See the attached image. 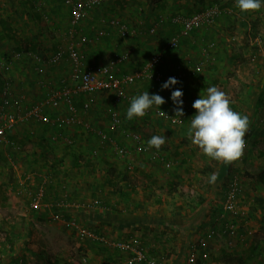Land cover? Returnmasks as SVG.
Wrapping results in <instances>:
<instances>
[{
  "label": "crops",
  "instance_id": "1",
  "mask_svg": "<svg viewBox=\"0 0 264 264\" xmlns=\"http://www.w3.org/2000/svg\"><path fill=\"white\" fill-rule=\"evenodd\" d=\"M167 1L164 0V4ZM178 2L186 5V0H176V3ZM178 6L180 5L178 4ZM93 12L94 10L90 13L89 18L95 14ZM175 13L178 11H160L154 15L146 14L139 21L142 29L137 31L129 25L130 22L126 19L114 15L123 23L127 22L130 30L128 36L121 37L117 27H108L110 34L102 40L104 43L78 44L77 48L84 53L90 63L95 65L107 63L113 52L130 51L128 60L116 69L117 73L120 74L139 71L150 55L157 51L162 52L163 59L160 67L165 74L175 72V66L178 63H184L191 68L200 58L199 49L201 45L207 41L202 40L203 42L198 46L201 37L206 35V30L195 31L182 38L174 49L166 48L164 40L169 39L178 31L177 25L169 21V17ZM160 14L165 16V20L163 23H156V16ZM47 17L51 20L45 23L42 19H47ZM242 17L243 15L239 18ZM251 17L258 18V22L264 28V7L258 11L257 15L252 14ZM67 19L70 20V11L61 0H48L46 9L44 6L36 7V0H3L0 2V60L5 59L7 61L5 67L0 70V91L4 81L9 80L12 94L17 99L15 104L6 109L22 113L45 98L50 91L60 85L61 80L68 83L75 81L71 76L70 65L67 66L65 62L56 66L45 65L42 71L38 72L36 70L37 63L26 55L20 59L11 58L18 50H25L46 58L58 47L53 43L55 39L53 35H57L59 26L61 28H63L62 24L65 26ZM222 19H218V25ZM2 22L8 26V32L2 28L1 25H4ZM150 27H154L155 31L150 32ZM220 29L218 28V33L215 34H220L218 37L221 36ZM94 31L88 32V34L92 35ZM65 32L67 34L64 36L65 40L70 39L69 32ZM8 34L17 40L11 39ZM131 35L140 38L128 39ZM47 39H51L53 45H49ZM110 39L111 41L108 43L107 40ZM148 49H151L150 52ZM6 53L7 57L5 58ZM250 53L257 59V65H253L254 67L251 68L256 67L257 72L261 73L258 81H254L249 76L238 74L236 82L245 89L237 90L235 93L224 91L233 102L231 105L233 110L247 115L250 121L245 136L246 153L243 152L238 160L230 163L228 173H222L223 167L220 168L222 162L204 155L196 145L192 144L191 140L185 137H178L175 141L170 142V145L175 144L172 147L174 151L167 152L174 155H169L163 149L159 150L167 160L175 161L172 167L167 168L162 162L151 161L149 155L139 154L134 159L135 166L132 170L135 169L128 172L125 168L126 160L113 154L110 144L101 142L95 135L80 128L81 126L68 131L78 145L75 155L77 167H72V158L64 156V150H61V148H65L63 142H54L48 137L52 134L51 126L47 123L31 121L33 128L28 127L29 125L25 123L9 132L12 137L21 140L24 147L23 151L18 154L19 167L13 169L18 177L15 183H17L18 188H20L21 183L37 185L41 177L34 176L24 182V176L34 170V172H39L42 175L50 176L51 174L54 178L53 182H48L45 187V199L48 201L58 198L60 189L57 186L60 181L71 186L67 192L71 199L84 202L96 197L101 198V206L77 210L68 209L67 211L75 210L70 215L109 238L138 237L144 249L151 256L162 258L165 264H196V261L189 256L187 249L200 236H205V244L197 250L206 251L213 264H238V261L242 262L243 260L244 262L239 264H264V253H262L264 242L262 238H259V229L264 224L262 219L264 215V72L260 71L264 69V42L263 48L253 49ZM218 55H213L212 58L211 54L210 59L199 72L185 68L186 75L176 87L183 91V109L188 114L195 113L192 103L199 98V94L205 95L208 87L216 86L221 90V86L217 84L222 83L225 86L226 83L224 84L221 78L222 72L227 67L225 65L227 61L229 66L232 61V64L241 65L244 62L242 59L245 60L242 55L235 51L228 52L227 57L222 55L221 51L218 52ZM61 64L64 65L60 66ZM233 70L235 71V69ZM245 70L243 69L240 73H246ZM239 71L236 69L237 73ZM225 72H229L227 68ZM138 81L143 84L132 83L127 87L128 93L132 96L145 91H148L150 95L159 94L166 101L160 106V110H173L174 105L169 99L170 91L160 90V85L164 81L154 82L145 79ZM106 95L110 97H104ZM95 96L97 101L93 95L79 97L75 103L77 108L80 109L82 103L87 100L90 107L87 112L83 113L82 117L94 127L103 129L112 127L107 117V109L114 104L113 95L104 93ZM102 98H107V101ZM129 104L119 103L118 106V108L122 107L121 111L119 108L125 125L122 127H127L126 124L132 127L146 124L152 127L155 134H159L163 127H173L168 126L162 120L161 111L155 106L148 110L144 117L126 119L125 114ZM67 112L68 109L63 105L55 110L46 107L43 109V113L48 115L54 113L65 115ZM184 124L189 126V122L183 121L175 127H181ZM131 129L134 130V127ZM108 132L115 134L110 130ZM116 134L119 135V132ZM44 137L47 140H41ZM183 140L184 144L182 143ZM146 142L147 139H145ZM104 143L109 146L106 147ZM94 148L99 151L97 157L90 154V149ZM150 149L152 150V147ZM49 151L50 153L54 151L60 160L63 159V170L60 167L59 169L58 167L45 169L47 168L44 166L47 161L46 152ZM57 151L59 152L57 153ZM34 152L36 160L32 159ZM158 169L162 175L158 173ZM212 173L217 174V180L210 184L209 175ZM232 174H236L241 180L243 192L238 197V206L241 212L232 217L240 225L238 238L229 247L236 248L237 245L239 246L233 253L227 254L222 246L227 247L226 242L228 240H226L225 231L219 227V224L224 222L220 215L224 201L225 184ZM36 215L42 216L41 212H36ZM212 227L219 228V232L215 236L208 235V230ZM6 232L10 234V228ZM24 242H26V238ZM23 245L22 242L13 250L10 246L0 242V264H7L8 260L13 258V255L15 257L16 253L25 264H35L34 261L33 263L31 261L33 258L28 257L31 250H21ZM87 245L92 251L96 250L90 254L91 263H128L127 253L95 242H87ZM33 249L35 250V248Z\"/></svg>",
  "mask_w": 264,
  "mask_h": 264
},
{
  "label": "built area",
  "instance_id": "2",
  "mask_svg": "<svg viewBox=\"0 0 264 264\" xmlns=\"http://www.w3.org/2000/svg\"><path fill=\"white\" fill-rule=\"evenodd\" d=\"M2 1L3 0H0V2ZM61 1L69 8L70 26L76 28L80 26V24L89 17L90 13L98 8L104 0ZM231 12L232 9L230 7L209 4L201 10L189 14L175 13L174 15H171L169 19L173 24L178 26V31L164 42V46L168 49L176 48L182 38L189 36L195 31L213 28L219 18L225 16V14H230ZM156 17L157 22L161 23L165 20L163 14L157 15ZM99 20L100 26L92 35L80 33L77 43L70 42L58 46L46 58L41 57L39 54L26 52L25 50H18L13 54V57H11L12 59H20L25 55L31 60L33 59L37 63L36 70L38 72H41L45 65L56 66L65 62L70 65L71 76L75 81L73 83H68L61 80L60 85L50 91L45 98L39 100L36 104L32 105L22 113H17L6 109L10 105L15 104L17 99L12 94L11 82L5 80L0 91V146L9 148L13 151H19L21 145L9 138V132L18 126L31 121H39L49 124L52 129V134L48 137L51 141H62L64 145L72 146L75 143V138L72 137L68 131L73 128H78L77 126H81L80 128L95 135V137L101 142L111 143L117 153L130 156V163H132V165L136 155L149 154L151 158L170 167L172 162L168 161L164 156L158 153L153 154L150 147L146 145L145 141L137 131L131 130L130 128L121 129L123 120L118 108L119 103H130L133 96L128 93L127 87L138 80L145 79L154 82H163L166 81L168 77H175L181 81L187 72L185 68H188L193 72H199L203 68V65L210 59L214 44L211 41H206L201 45L199 49L200 58L191 68L187 67L184 63H178L175 66V72L165 74L160 67L163 59L162 52L157 51L150 55L139 71L120 74L117 73L116 69L120 64L125 63L128 60L130 51L113 52L107 63L95 65L90 63L86 59L84 53L77 48L78 44L94 43L104 39L110 34L108 27H117L118 34L121 37H125L129 34L130 30L127 24L123 23L116 16L100 18ZM154 31L155 29L151 28L150 32ZM261 41L262 37L261 35H258V48L261 47ZM6 62L5 59L0 60V70L5 67ZM104 93H111L113 95L114 104L107 109V117L110 120L111 126L115 131H120L121 136L128 141L132 149H129L127 146H119L113 135L106 129L94 127L82 117L83 113L87 112L90 107L87 100L82 103L80 109H78L75 104L76 100L81 96L101 95ZM60 105H63L68 109V112L65 115L57 113L48 115L43 113L45 107L55 110L59 108ZM163 112H160V116L168 126L175 127L181 124L179 118L174 117L173 110H164ZM192 115L193 114H188V112L184 110V116L180 117V119L184 121L187 120V122L190 123ZM98 154L99 151L97 149H92V156H97ZM36 175L40 176L42 181L35 187H30L28 184L21 183L19 188V191H21L27 198L31 210H46L48 215H50L51 220H61L66 224H69L70 227L76 230L80 236L127 253V264H137L141 262H144L145 264H165L162 258H156L147 253L142 246L141 240L136 236L127 239H112L105 234L98 233L94 228L88 225L77 223L75 217L67 219L63 217L62 214L55 212L56 209H63L66 211L68 209L77 210L80 208L98 207L101 205V200L99 198H93L92 200L80 202L71 199L66 190L61 189L59 190L60 194L57 199L48 201L45 199V183L48 180V176L32 170L24 176V182ZM242 192L243 187L241 180L236 174H232L225 184L224 201L222 204V213L220 215V218L224 220L222 229L225 231L226 235L232 238L238 237L237 225L232 217L241 212L238 206V197ZM218 232V227H212L208 230V235L215 236ZM228 243L231 245L232 241H228ZM204 244L205 236L196 238V241L187 249L189 256L192 260L196 261V264H213L208 253L197 250Z\"/></svg>",
  "mask_w": 264,
  "mask_h": 264
},
{
  "label": "rangeland",
  "instance_id": "3",
  "mask_svg": "<svg viewBox=\"0 0 264 264\" xmlns=\"http://www.w3.org/2000/svg\"><path fill=\"white\" fill-rule=\"evenodd\" d=\"M47 1L48 0H44V1L36 0V7L44 6V8L46 9ZM178 4L180 6H178ZM209 4H217L220 5L221 7H230L232 9V12L230 14H225V16L221 17L223 18L220 21L221 27L220 24L218 25V23H216V25L213 28L206 30L205 31L206 35H203L201 37L198 46H200V43L205 40L211 41L214 44V48L211 53L212 58L213 55L217 56L219 51H221L222 55H225L226 57L228 56V52L235 51L239 55H242L243 58H245V60L242 59V61L244 62L241 63V65L232 64L233 62L232 61L228 66V61H227L225 65L227 66L226 68L227 71L229 72L228 73L225 72L226 69L225 68L224 71L222 72V78H221V81L224 84L225 83L226 84L225 86L222 83L217 84L221 86V90L223 91H227L231 93H235L237 90L242 91L245 88H243L238 82H236V77L238 76V74L249 76L252 79H254V81L256 82L258 81V78H260L261 76V73L257 72L256 67L251 68L254 67L253 65H257V59L250 52H252L253 49H258L257 36L258 35H261V37L264 36V28L258 22V18L255 19L251 17L252 14L257 15L258 11H248L241 13L240 10L235 6V0H186V5L182 4L181 2L176 3V0H168L166 4H164V0H104V2L94 10L93 13L95 14H92V17L90 18L88 17L87 19H85L84 22L80 24V26L76 28L69 26L70 20L67 19L65 22V26L63 24H62L63 28L59 26V32L57 33V35L55 34L53 35L55 38L53 43L55 46H61L64 45V43H70V42L77 43L78 36L80 33L88 34V32L90 33L91 31L96 30V28L99 26L100 18H106L108 16L117 15L130 22L129 25L132 28H135L136 30H140L142 29L141 28L142 26L140 25L139 21H141L140 19L146 14L154 15L155 13H158L160 11H175V10H177L178 13H183V14L191 13L204 8L206 5ZM168 8L171 9L169 10ZM242 15L243 17L239 18ZM49 17H47V19H42V20L45 23L49 22L51 20L49 19ZM218 28H221L220 29L221 32H219L221 33L220 36L221 38L218 37V35L220 34L215 35L218 33L217 32ZM65 31H68L69 35H71L70 39H68L67 37L68 40H65L66 38H64V36L67 35ZM129 38L134 39L138 37L131 35L128 37V39ZM13 39L17 40L15 37ZM102 40H99L97 42L98 43L103 42ZM110 41L111 39L107 40L108 43ZM51 42H52L51 39H47V43L49 45H53ZM263 42H264V37H262V41L260 43L261 47L263 46ZM88 44H92V43H88ZM11 48L14 47L11 46ZM150 50L151 49H148V52H150ZM147 54L145 55V57L147 56ZM63 65L64 64H61L60 66ZM66 65L68 66V64ZM233 69H235V71ZM236 69L240 70L239 73L236 72ZM243 69H246L244 71L246 73L243 72L240 73ZM247 69L249 70V72ZM260 71L264 72V69H261ZM223 78L225 81L223 80ZM135 83L140 85L143 84L141 83V81ZM93 96L95 98V101H97L96 96L95 95ZM104 97H110V96L106 95ZM102 99L104 101H107V98L106 99L102 98ZM119 108L121 111L122 107ZM185 122H187V120ZM122 125L125 126L123 121H122ZM126 126L127 127H121V129L122 128L131 129L134 127V130L141 135L144 141L145 139L149 140L153 135H165L167 140L166 143L161 147V149L165 150L166 152L174 151L172 147L175 144L170 145V142L175 141V139H178V137L179 138L185 137L186 139L191 140L188 135V124H184V126L181 127H163V130L159 132V134H155V131L152 129V127L146 124L138 125L137 127L135 126L132 127L127 124ZM18 127H21V125ZM105 129L107 131L110 130L111 132L115 133L114 135L112 134L114 138L123 140L122 138H120L121 136L120 131H119V135H117L116 134L117 131H115L113 127L112 128L105 127ZM16 139L17 138H15V140ZM17 141L21 145V149L19 151H23L24 147L22 146L23 144L21 140L17 139ZM123 141L126 142L125 140ZM182 143L184 144V140L182 141ZM104 144L106 145V147L109 146L108 145L109 143L108 144L104 143ZM110 146L113 145L110 143ZM61 150H64L66 153H69L66 146L65 148H61ZM246 150L247 149L245 147L244 149L245 153ZM151 151L153 154L158 153L165 157V155H163L159 151L157 152L155 148H152ZM58 152L59 151H57V153ZM19 153L20 152H14L11 149L3 146L0 147V242L4 240L5 232L7 229L11 227L14 228L16 227L15 229L17 230V235H19V239L21 238L20 243L22 242L24 243L21 250L32 251L31 254L28 255V257L33 258L31 260L32 263L34 261L35 264H89V263L95 264V263H91L90 254H92L96 250L92 251L90 249V246L87 245V242H91V241H88L83 236H80L79 233L76 230H74L72 227H70L69 224H66L61 220H51L50 218H46L47 216L43 212H41L42 216L36 215L35 217L36 213H34L29 208L27 198L23 195L21 191H19L18 185L17 183H15L17 182L18 177H17V173H15L13 169L14 168L18 169L19 167V156H18ZM112 153L114 154L113 151ZM167 153L169 155L173 154L169 152ZM116 155H119V153ZM58 159L59 158L54 153V151L53 153H50V151L46 152L47 161L45 162L44 166L47 168L45 169L48 170L54 168V166L52 165L56 164L59 161ZM151 161L155 162V159L151 158ZM22 166L24 165L22 164ZM159 168L162 169L161 166H159ZM158 173L162 175L159 169H158ZM60 183L62 182L60 181ZM30 187H32V185H30ZM70 188L71 186L67 185L66 187L67 192L70 190ZM74 211L75 210H73L72 212ZM70 216H71L70 218H73L72 215ZM262 219L264 220V215L262 216ZM76 221L77 223H81V224L85 223L78 218H76ZM233 221L235 222V220ZM223 224L224 222H221L219 224V227L222 228ZM25 225H27V229L26 227H24ZM236 225L238 230L240 225L237 223ZM259 230H260L259 238H262V241L264 242V224ZM25 238H26V242H24ZM226 244L227 247H224V245L222 247L227 254L233 253V251L237 249V247L239 246L237 245L236 248L233 247L230 248L229 246L233 245L234 243L229 245L227 241ZM96 247L99 248L98 246ZM33 248H35V250ZM32 253H34L35 255H33ZM262 253H264V251H262ZM213 258L215 260V257Z\"/></svg>",
  "mask_w": 264,
  "mask_h": 264
},
{
  "label": "clouds",
  "instance_id": "4",
  "mask_svg": "<svg viewBox=\"0 0 264 264\" xmlns=\"http://www.w3.org/2000/svg\"><path fill=\"white\" fill-rule=\"evenodd\" d=\"M235 6L241 13L259 11L264 7V0H235ZM179 83L177 78L168 77L160 85V90L170 91L169 99L174 105V117L179 118V122L183 123L184 120L180 119L184 116L183 91L176 87ZM165 103L164 97L159 94L150 95L148 91L142 92L131 98L125 118L132 120L144 117L154 106L161 111L160 106ZM232 103L224 91L216 86L208 87L205 95L199 94V98L193 101L192 108L195 113L191 116L188 126V135L192 144L207 157L225 164H230L243 155L246 147L245 136L250 123L247 115L233 110ZM166 140L165 135H153L146 143L159 151ZM216 180V173L209 175L210 184L215 183Z\"/></svg>",
  "mask_w": 264,
  "mask_h": 264
},
{
  "label": "trees",
  "instance_id": "5",
  "mask_svg": "<svg viewBox=\"0 0 264 264\" xmlns=\"http://www.w3.org/2000/svg\"><path fill=\"white\" fill-rule=\"evenodd\" d=\"M192 13V12H191ZM184 14H189V13H184ZM34 16H36V14L34 13ZM157 18V17H156ZM156 20V23H159V22H157V19H155ZM169 21H170V19H169ZM171 22V21H170ZM4 25H1L2 26V28H4V30L6 31V32H8L9 31V28H8V26L7 25H5V23L4 22H2ZM161 23H163V22H161ZM172 23V22H171ZM175 25V24H174ZM151 28H154V27H150L149 28V31L151 30ZM177 29H178V26H177ZM135 31H137L136 29H134ZM141 33H142V31H141ZM9 35V37H11V39H13L12 37V35H10V34H8ZM128 36V35H127ZM8 37V36H7ZM126 37V36H125ZM167 39H165L164 40V42L166 41ZM5 58L7 57V53H6V56H4ZM29 126L28 127H31V128H33L32 127V123H30V122H28L27 123ZM168 125V124H167ZM35 128V130H36V127H34ZM117 137V136H116ZM9 138L11 139V140H14V141H16L17 143H19L17 140H15V138L14 137H12L10 134H9ZM120 138H122L123 140H125L122 136H120ZM36 139V138H35ZM115 140H116V143L119 145V146H127L129 149H132L131 148V146H130V144L128 143V141H126V142H124L123 140H120V139H116V138H114ZM41 140H43V141H45L46 139H45V137L44 138H42ZM20 144V143H19ZM66 146V148L68 149V151H69V153H66L65 151H64V156H69L70 158H72V167H77V158L75 157V155H76V153H77V141L75 140V143L72 145V146H67V145H65ZM110 149L114 152V154L116 153V151L114 150V147L113 146H110ZM13 151V150H12ZM14 152H20V151H14ZM91 152H92V149H90V154H91ZM69 154V155H68ZM117 154V153H116ZM141 155V154H140ZM142 155H145V154H142ZM119 156H121V157H123L125 160H126V163H125V168H126V170L129 172V171H133L132 170V168H133V166H134V162H133V165H132V163H130V156H128V155H122V154H119ZM150 156V155H149ZM68 157V158H69ZM97 157V156H96ZM136 158L138 157V155H136L135 156ZM32 159L33 160H36V154H35V152L32 154ZM150 159V158H149ZM58 160H60V159H58ZM61 161V163H59ZM60 161H58L56 164H54V168L55 167H58V169H59V167L63 170V168H64V166L62 165V161H63V159H61ZM168 161H171L172 162V164H174V162L175 161H173V160H168ZM221 165H220V168L221 167H223V169H222V173L223 174H225V172L226 173H228L229 171H230V164H225V163H220ZM129 166H131V167H129ZM170 167H172V165L170 166ZM170 167H167V168H170ZM61 170V171H62ZM139 170V169H138ZM46 176H48V175H46ZM51 176V177H50ZM50 176H48V180L46 181V183H45V187H46V184L49 182H53V180H54V178H52V175L50 174ZM36 177H40V176H38V175H36ZM42 181V179L39 181V182H41ZM67 183H65V182H62V183H60L59 182V184H58V188L61 190V189H65L66 190V185ZM36 186V185H35ZM35 186H32V187H35ZM66 192H67V190H66ZM96 198H99V197H96ZM100 200H101V198H99ZM73 200H75V199H73ZM81 202V201H80ZM85 202V201H84ZM101 204H102V200H101ZM101 206V205H100ZM80 209H83V208H80ZM34 213H36V212H43V213H45V215L47 216L46 218H50V215H48V212L46 211V210H32ZM55 212H57V213H59V214H62V216L63 217H65V218H67V219H69L71 216H70V213L72 212V210H70V211H65V210H63V209H56L55 210ZM34 215V214H33ZM35 217H36V214H35ZM28 224H29V222H28ZM24 227H26V229H27V225H25ZM16 228V227H15ZM14 227H11L10 228V234H8L9 232H6L5 233V236H4V240H2L1 242L4 244V245H6V246H10L13 250L16 248V246L18 245V244H20V242H21V238L19 239V235H17V230L15 229ZM98 233H101V232H99L98 230H96ZM103 234V233H102ZM26 236V235H25ZM238 238V237H237ZM237 238H232V237H229L228 235H226V239L228 240V241H232V243H234V242H236L235 240L237 239ZM86 240H88V241H91V240H89V239H86ZM91 242H95V241H91ZM95 243H98V242H95ZM99 244H102V243H99ZM103 245H105V244H103ZM2 246V245H1ZM107 246V245H106ZM5 247V246H4ZM30 252V254H31V252L32 251H29ZM148 253V252H147ZM33 255H35L34 253H32ZM18 254L16 253L15 254V257H14V255H13V258H11V259H9L8 260V262H7V264H25L24 262H23V259L22 258H19L18 256H17ZM157 258V257H156ZM19 259H21L20 261H18ZM239 260V259H238ZM243 260V259H242ZM18 261V262H17ZM244 262V260L241 262V261H238V264L239 263H243ZM141 263H143V264H145L144 262H141Z\"/></svg>",
  "mask_w": 264,
  "mask_h": 264
}]
</instances>
